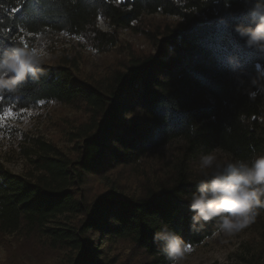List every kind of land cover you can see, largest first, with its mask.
<instances>
[{"label": "trees", "instance_id": "obj_1", "mask_svg": "<svg viewBox=\"0 0 264 264\" xmlns=\"http://www.w3.org/2000/svg\"><path fill=\"white\" fill-rule=\"evenodd\" d=\"M0 0V45L12 47L27 36L64 33L88 37L96 49L116 43L101 31L132 28L143 16L175 17L180 24L160 33L155 51L131 55L122 68L83 78L76 65L46 64L39 82L29 79L3 103L24 109L55 101L83 110L70 132L73 155L42 143L33 170L16 174L0 164V236L25 233L63 255L65 264H124L113 247L128 242L144 264H170L153 242L167 222L189 246L218 232L210 221L189 230L191 213L183 199L195 190L194 165L202 154L218 151L230 159L264 154V93L254 99L242 91L264 53L245 46L234 30L248 24L242 0ZM225 17L224 23L218 17ZM243 69L234 73L227 57ZM241 89V90H238ZM167 148L170 175L125 194L109 180L118 168L135 166ZM96 178L109 188L91 195ZM264 218V209L257 215ZM244 264H264L260 248Z\"/></svg>", "mask_w": 264, "mask_h": 264}, {"label": "rangeland", "instance_id": "obj_2", "mask_svg": "<svg viewBox=\"0 0 264 264\" xmlns=\"http://www.w3.org/2000/svg\"><path fill=\"white\" fill-rule=\"evenodd\" d=\"M175 17L143 16L132 28L113 29L100 18L98 28L113 34L114 46L96 49L88 37L64 33L27 36L25 45L35 46L47 54L46 64H75L83 78L96 77L122 68L131 55L155 51L160 33L176 29ZM98 74V75H97ZM10 115H6L9 113ZM0 164L16 174L33 170V161L41 152L42 143H51L72 156L74 143L70 132L85 117L84 111L55 101H39L28 108L3 103L0 97ZM162 148L148 154L135 166L118 168L108 174L109 180L125 194L139 192L144 186L169 178V153ZM96 178L90 184L91 195L109 188V182ZM264 218L255 220L233 234L216 232L200 244L189 246L191 251L182 264H244L261 245ZM119 262L144 264V256L128 242L113 247ZM63 254L49 249L36 236L19 232L0 236V264H65Z\"/></svg>", "mask_w": 264, "mask_h": 264}, {"label": "clouds", "instance_id": "obj_3", "mask_svg": "<svg viewBox=\"0 0 264 264\" xmlns=\"http://www.w3.org/2000/svg\"><path fill=\"white\" fill-rule=\"evenodd\" d=\"M211 2L219 3V0ZM242 3L250 22L237 23L234 30L247 48L264 53V0H242ZM225 6H230L229 0H225ZM218 22L224 23L225 17H218ZM46 58L43 50L23 42L12 47L0 45V97L19 94L29 79L39 82L50 69L46 67ZM227 61L234 73L243 71L236 56L229 55ZM242 91L250 99L264 93V71L258 68L256 75L249 78V86ZM194 175L195 190L183 197L191 213V232H201L213 221L218 225V233H237L264 209V154L245 160L230 159L218 151L208 152L194 165ZM152 239L170 264H182L191 251L184 237L167 222L160 223Z\"/></svg>", "mask_w": 264, "mask_h": 264}, {"label": "snow or ice", "instance_id": "obj_4", "mask_svg": "<svg viewBox=\"0 0 264 264\" xmlns=\"http://www.w3.org/2000/svg\"><path fill=\"white\" fill-rule=\"evenodd\" d=\"M11 113H10V111H9V113H7L6 115H10ZM5 117L3 116V115H0V120H3Z\"/></svg>", "mask_w": 264, "mask_h": 264}]
</instances>
